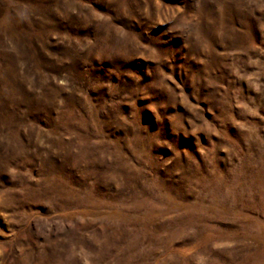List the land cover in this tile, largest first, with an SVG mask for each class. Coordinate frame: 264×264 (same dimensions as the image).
<instances>
[{"label": "rangeland", "instance_id": "374dc122", "mask_svg": "<svg viewBox=\"0 0 264 264\" xmlns=\"http://www.w3.org/2000/svg\"><path fill=\"white\" fill-rule=\"evenodd\" d=\"M0 264H264V0H0Z\"/></svg>", "mask_w": 264, "mask_h": 264}]
</instances>
